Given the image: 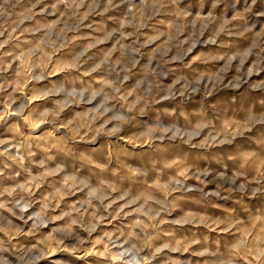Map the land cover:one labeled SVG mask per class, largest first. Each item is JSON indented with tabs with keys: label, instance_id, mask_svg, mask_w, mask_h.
<instances>
[{
	"label": "rangeland",
	"instance_id": "1",
	"mask_svg": "<svg viewBox=\"0 0 264 264\" xmlns=\"http://www.w3.org/2000/svg\"><path fill=\"white\" fill-rule=\"evenodd\" d=\"M0 264H264V0H0Z\"/></svg>",
	"mask_w": 264,
	"mask_h": 264
}]
</instances>
